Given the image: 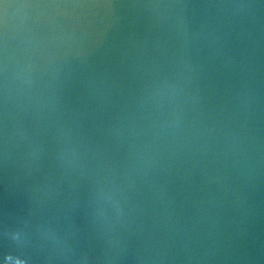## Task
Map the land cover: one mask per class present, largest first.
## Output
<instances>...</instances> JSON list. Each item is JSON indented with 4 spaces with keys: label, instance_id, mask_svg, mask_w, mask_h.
<instances>
[{
    "label": "water",
    "instance_id": "1",
    "mask_svg": "<svg viewBox=\"0 0 264 264\" xmlns=\"http://www.w3.org/2000/svg\"><path fill=\"white\" fill-rule=\"evenodd\" d=\"M0 264H264V0H0Z\"/></svg>",
    "mask_w": 264,
    "mask_h": 264
}]
</instances>
